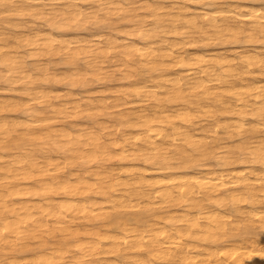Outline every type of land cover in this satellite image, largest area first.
Wrapping results in <instances>:
<instances>
[{"label": "bare ground", "instance_id": "obj_1", "mask_svg": "<svg viewBox=\"0 0 264 264\" xmlns=\"http://www.w3.org/2000/svg\"><path fill=\"white\" fill-rule=\"evenodd\" d=\"M166 5L0 0V264H264V0Z\"/></svg>", "mask_w": 264, "mask_h": 264}, {"label": "rangeland", "instance_id": "obj_2", "mask_svg": "<svg viewBox=\"0 0 264 264\" xmlns=\"http://www.w3.org/2000/svg\"><path fill=\"white\" fill-rule=\"evenodd\" d=\"M171 1L172 0H160V3L161 4H163L164 6H165V4H168V5H166V6H170V3H171ZM100 30L102 31V29L100 28ZM84 33V34H83ZM76 34V36H77V38H78V36H80V38L81 39H86V38H88V33L86 32V31H80V32H78V33H71L70 35H69V37L70 38H76V36L74 37V35ZM84 35V36H83ZM82 36H83V38H82ZM227 49H230V46H225ZM225 47H223V49H226ZM210 50H220V49H218V48H212V49H210ZM251 50V49H250ZM41 63H45V61H42ZM52 69L51 70H53V71H51L52 73H56L57 74V76H60V77H62L63 76V74H64V72L66 73V71H67V68H66V66H63V65H60L59 66V64H57L56 66L53 64L52 66ZM54 67V68H53ZM60 69V70H59ZM81 69V68H80ZM65 70V71H64ZM260 80H262L263 82H264V78L263 79H260ZM113 81H115V82H113ZM113 81L111 82V84H109V85H107L106 87L105 86H103L102 84H100V83H98L97 84V82L96 83H92L90 86H88L87 88H85V90L83 91L81 88H79V90H78V88H76V89H74V93H80L82 96H84V97H90L92 100H95V99H97L99 96H100V94H101V91L102 90H105L107 87H109L110 89H115V87L116 88H118L119 86H121L123 83H121V84H119L120 82L118 81V77L116 76L115 78H113ZM58 87V88H57ZM57 87H54L53 85H52V89H54L55 91H56V89H57V91H63L65 88H64V86H59V85H57ZM5 88H6V86L4 85V83L2 82V81H0V100H3V101H11V102H19L20 101V89L19 88H17V89H15V91H12V92H7V91H4L5 90ZM60 88V89H59ZM62 88V89H61ZM3 91H2V90ZM99 90L100 91V94L99 95H96V94H98L99 93V91L98 92H96L97 90ZM101 89V90H100ZM2 91V92H1ZM91 91H92V93H91ZM88 94H87V93ZM95 92H96V94H95ZM10 93V94H9ZM16 93H17V95H16ZM90 94V95H89ZM92 94V95H91ZM96 95V96H95ZM7 96V97H6ZM123 112H128L129 110L130 111H132L131 109H126V108H120ZM116 112H118L117 110H115ZM3 116L6 118V119H8V120H10V121H12V120H15L17 117H18V114H17V112H11V113H9V114H7V113H4L3 114ZM9 116V117H8ZM221 120H224V118H222ZM84 121H86V120H84ZM83 124H86L87 125V123L86 122H83ZM248 124V123H247ZM259 134H261V133H258L257 134V137H256V135L253 137V138H251V137H249V136H247L248 138L247 139H249V138H251V139H249V140H252L253 139V141L252 142H249L250 144H246V142H241L242 140H237V138H234L232 141L234 142H232V141H224L223 143H221L220 144V147H223V148H225L226 147V150H227V148L228 149H230L229 147H231V150L233 149L234 151H231V150H228L229 152H230V154H237V155H233V158H237L238 159V161H236V162H234L233 164L234 165H232V168H236V169H241V168H243V167H245L246 165L247 166H249L247 163H245V161L243 162L242 161V157H240V156H243V155H245L246 153H247V151L245 152V150L247 149V150H250V151H253L254 149L252 148L253 146L255 147V150L254 151H256V152H258V150L260 151H264V134L262 133L261 135H259ZM261 136V137H260ZM259 137V138H258ZM239 139V138H238ZM254 139H256V142H255V140ZM236 140V141H235ZM248 140V141H249ZM260 140V141H259ZM258 141V142H257ZM251 143L253 144V145H251ZM260 143V144H259ZM229 145V146H228ZM245 145V146H244ZM232 146H233V148H232ZM234 146L236 147V148H234ZM237 146H238V148H237ZM252 146V147H251ZM219 147V148H220ZM248 147V148H247ZM260 147V148H259ZM263 147V148H262ZM218 148V147H217ZM241 148H243L242 150H244V151H242L241 150ZM251 148V149H250ZM257 148H259V149H257ZM236 149V150H235ZM217 150H220V149H217ZM238 150H239V152H238ZM242 151V154L243 155H241V152ZM253 151V152H254ZM234 152V153H233ZM237 152V153H236ZM245 154H244V153ZM259 153V152H258ZM231 155V156H232ZM241 158V159H240ZM243 158H244V156H243ZM240 161H242V163H244L243 165L241 164V162ZM206 164H210V165H213V163H212V161H207L206 162ZM238 164H241V166H239ZM250 164V163H249ZM129 166H130V164H128ZM120 165L119 164H113V165H111V167L112 168H115V167H119ZM138 166V168H145V166H143V165H137ZM252 167H253V169H257L256 170V173H261V171H262V166L259 164V163H257V164H253V165H251ZM261 166V167H260ZM258 167V168H257ZM116 169V168H115ZM259 170V171H258ZM147 178H150V176H146ZM152 177V176H151ZM134 213V212H133ZM255 234H251L250 236H254ZM260 235V236H259ZM259 235H255L254 237H250V236H248L249 238L248 239H253V238H262L263 236L259 233ZM30 255H28V256H26V258H28Z\"/></svg>", "mask_w": 264, "mask_h": 264}]
</instances>
